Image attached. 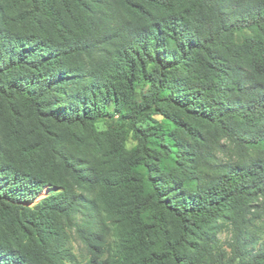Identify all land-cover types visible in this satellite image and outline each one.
Here are the masks:
<instances>
[{
    "label": "trees",
    "instance_id": "1",
    "mask_svg": "<svg viewBox=\"0 0 264 264\" xmlns=\"http://www.w3.org/2000/svg\"><path fill=\"white\" fill-rule=\"evenodd\" d=\"M19 6L0 4V264H264V0ZM109 103L173 130H136L129 152L106 134L94 165L68 141ZM64 228L78 252L59 249Z\"/></svg>",
    "mask_w": 264,
    "mask_h": 264
},
{
    "label": "rangeland",
    "instance_id": "2",
    "mask_svg": "<svg viewBox=\"0 0 264 264\" xmlns=\"http://www.w3.org/2000/svg\"><path fill=\"white\" fill-rule=\"evenodd\" d=\"M23 2H25V0H0V4L6 7H10L12 5L18 7L19 3L23 4ZM19 7H21L22 9V6ZM23 27L24 25L23 23H21L18 29H22ZM42 32L43 34L47 35L51 32L50 27L46 23H44L42 26ZM67 89L69 90L68 86ZM147 89L148 85H146L144 89L140 87L137 90L134 98L136 103H138L139 105L143 101V94L147 91ZM3 100L4 98L0 96V134L3 133L1 128V121L6 124V118L4 116V108L6 106ZM107 109H109V113L104 114L102 117L97 119L96 122H89L82 128H79V126L75 127L76 132L81 136L80 141H68V146L72 153L90 159L91 161H93L94 165H99L100 159L108 153L106 146L108 144H111L109 136L117 137L120 142L124 143L126 152H129L133 147L136 146L138 136H140L139 132H136V130H173L170 121L163 115L158 114L153 110L143 109L134 116H128L113 112V106L110 103L108 104ZM18 126L21 127V125H14L12 126V128ZM51 129L55 130L57 132V137L59 136L61 138H65L68 131L65 127H52ZM21 131L23 130L21 129ZM35 134L39 136L41 133L37 132ZM106 134H108L109 136H104ZM47 138L48 136L46 135H43V137H41L43 145H46ZM119 146L120 145L118 143L114 144V149ZM55 190H57V187H45L35 201H39ZM215 230L217 239L219 240V244L221 247L220 253L222 254V256H228L229 254L232 255L231 243L233 240V229L230 221L227 219L218 220ZM59 249L63 252H78V243L77 241H75L73 234L70 233L66 228H64L62 232ZM233 264H244V262L242 260L235 259L233 260Z\"/></svg>",
    "mask_w": 264,
    "mask_h": 264
}]
</instances>
